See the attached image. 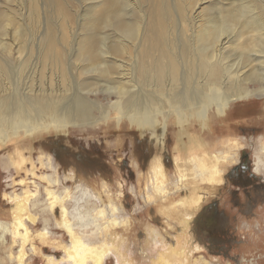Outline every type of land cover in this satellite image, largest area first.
<instances>
[{
    "label": "bare ground",
    "instance_id": "1",
    "mask_svg": "<svg viewBox=\"0 0 264 264\" xmlns=\"http://www.w3.org/2000/svg\"><path fill=\"white\" fill-rule=\"evenodd\" d=\"M28 2L32 4V24L37 29L45 26L43 0ZM2 17L0 23L6 21L8 29L18 14ZM79 28L82 33L75 45L72 40L61 41L59 48L50 50L49 41L44 36L39 39L36 63L50 65L48 72L41 69L33 74L28 70L33 49L28 48L18 66L10 65L0 55V147L21 134L55 127L95 128L112 122L121 126L127 121L172 130L179 141L192 143V148L175 155L174 161L179 166L177 184H185L177 191L192 192L180 200V205L186 212L189 235L195 237L192 224L197 218L192 214L203 201L199 189L222 184L242 149L238 138L225 143L234 150L232 153L215 148L208 139L211 135H204L228 128V123L229 127H240L244 122L237 120L236 110L245 109L253 101L264 104V0H98L86 10ZM22 34L20 43L29 47L24 41L26 33ZM4 50L8 51L7 45ZM73 64L78 66V75ZM100 92L116 100L104 104L89 96ZM195 127L201 131L198 137L189 133ZM184 134L188 140H184ZM259 143L254 147V170L264 174V134L259 136ZM21 157L17 162L20 166L25 161ZM159 160L163 158L153 161ZM162 171L158 165L150 168L152 202L170 194L159 179ZM47 179L49 183L58 182L52 175ZM63 194H68L66 188L62 194L48 191L49 206L60 204L62 224L72 237L69 252L66 250L68 259L72 264H104L114 250L107 231L121 223L115 217L121 210L115 202L103 207H95L94 202L93 207L82 211L83 198H74L75 206L70 210ZM83 194L86 203L93 196L98 198L87 189ZM31 218L38 219L35 214ZM150 243L155 252L163 242L152 238ZM197 247L194 243L193 250ZM125 251L114 252L117 264H144L134 251L129 255ZM189 253L190 248L185 253L187 260ZM170 257L167 264L186 263L178 251L174 260ZM192 264L213 263L200 255L193 257Z\"/></svg>",
    "mask_w": 264,
    "mask_h": 264
},
{
    "label": "rangeland",
    "instance_id": "2",
    "mask_svg": "<svg viewBox=\"0 0 264 264\" xmlns=\"http://www.w3.org/2000/svg\"><path fill=\"white\" fill-rule=\"evenodd\" d=\"M97 1L43 0L46 25L41 24L37 29L32 24V4L28 0H0V17H12L14 12L18 14L8 29L6 21L0 23V55L10 65L18 66L28 48L33 49L28 70L33 74L41 69L48 72L52 68L50 65L36 63L39 39L44 36L49 41L50 50L59 48L61 41L72 40L75 45L82 33L79 24L82 25L89 6ZM2 31H7V35ZM22 33H26L24 41L29 47L20 43ZM5 45L8 51L4 50ZM72 66L78 75V66ZM53 77L58 80L57 75ZM89 96L104 104L116 100L115 96L107 98L102 92ZM263 106L260 101L250 102L245 109L239 108L243 112L236 110L234 113L238 114L237 120L244 122L240 127L237 124L229 127L228 123V128L224 126L204 135H211L208 139L211 138L215 148L231 150L232 153L234 150L225 143L233 137L239 139L238 147L242 149L237 163L245 159L243 184L248 187L239 189L232 178L234 171H229L222 188L199 189L203 201L192 214L197 218L192 224L195 237L192 233L189 235L190 229L184 222L186 212L180 205V200L192 192L177 191L185 184H177L179 166L174 161L175 155L190 150L192 143L179 141L172 130L165 131L158 126L146 128L138 122L131 124L127 121L121 126L112 122L95 128L55 127L49 131L21 134L2 145L0 222L7 225H0V264H72L67 250L72 237L62 224L63 209L59 203L49 206V189L62 194L64 188L68 194L62 197L66 198L70 210L75 206L74 198L84 199L80 200L82 211L93 207L94 202L97 203L95 207L115 202L121 210L115 214L121 223L107 231L114 242V250L104 264H117L114 252L119 253L122 248H126L123 253L128 255L134 251L144 264H167V257L174 260L176 251L182 255L185 264H192L193 257L200 255H205L213 264H264V174L254 171L257 160L254 147L259 143V136L264 134ZM190 132L197 137L201 134L197 127ZM183 136L188 140L187 134ZM21 156L25 161L20 166L17 162ZM160 156L163 160L155 163L153 160ZM154 165L162 167L159 179L165 182L170 193L165 198L155 195L159 197L156 202L149 197L154 190L150 174ZM232 167L229 166V170ZM50 175L58 182L49 183L47 177ZM237 177L241 174L238 173ZM86 189L98 198L93 196L86 203L88 200L83 194ZM107 208L110 215L112 211L109 206ZM34 214L38 219L32 221ZM90 229L95 228L91 226ZM211 231H220L224 236L213 239ZM152 238L163 242L155 252L151 251ZM91 241L96 242L95 239ZM194 243L198 247L193 250ZM165 246L169 249L164 250ZM189 248L191 253L187 260L185 253Z\"/></svg>",
    "mask_w": 264,
    "mask_h": 264
},
{
    "label": "flooded vegetation",
    "instance_id": "3",
    "mask_svg": "<svg viewBox=\"0 0 264 264\" xmlns=\"http://www.w3.org/2000/svg\"><path fill=\"white\" fill-rule=\"evenodd\" d=\"M239 160H240V157H239ZM238 160V161H239ZM244 164H245V159L243 158L239 163H237V165L235 164V165H233V167L230 169V170H228L227 172H231V171H234V174H235V176H232V178L236 181V183H238V187H239V189H241V188H245V186H247L248 187V185H244L243 184V176H244ZM255 171V170H254ZM226 172V173H227ZM229 172V173H230ZM228 173V174H229ZM241 174V177H237V174ZM230 175V174H229ZM251 176V175H250ZM225 177H226V174L224 175V182L222 183V184H220L219 185V187L220 188H222L223 186H225ZM247 177V176H246ZM263 177V176H262ZM250 178V177H249ZM264 179V178H263ZM239 192V191H238ZM242 192V191H241ZM242 193H245V191H243ZM222 231V230H221ZM211 233H212V238L213 239H216V238H222L223 236H224V234H222V233H220V231H216V232H214V231H211Z\"/></svg>",
    "mask_w": 264,
    "mask_h": 264
}]
</instances>
